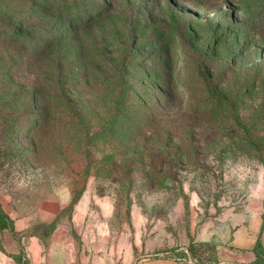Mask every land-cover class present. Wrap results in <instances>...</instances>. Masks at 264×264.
Masks as SVG:
<instances>
[{
  "label": "rangeland",
  "instance_id": "374dc122",
  "mask_svg": "<svg viewBox=\"0 0 264 264\" xmlns=\"http://www.w3.org/2000/svg\"><path fill=\"white\" fill-rule=\"evenodd\" d=\"M0 208V264H264V0H0Z\"/></svg>",
  "mask_w": 264,
  "mask_h": 264
},
{
  "label": "trees",
  "instance_id": "16d2710c",
  "mask_svg": "<svg viewBox=\"0 0 264 264\" xmlns=\"http://www.w3.org/2000/svg\"><path fill=\"white\" fill-rule=\"evenodd\" d=\"M12 225L11 220H9L7 218V215L3 212V210L0 208V230H5L7 228H9ZM204 245L203 244H190L187 248L185 252H180V256L182 257H186V259H188L189 261L192 262V264H205L204 262H199L198 260V255H197V251L199 248H202ZM257 253L260 251L264 252V247L261 246L260 240H257L255 248H254ZM179 254V253H178ZM163 257H175V252L174 250L171 251L169 254L166 253ZM257 259V257H256ZM255 259V260H256ZM255 260L252 262V264H254Z\"/></svg>",
  "mask_w": 264,
  "mask_h": 264
}]
</instances>
